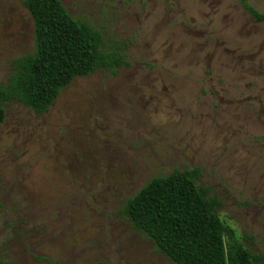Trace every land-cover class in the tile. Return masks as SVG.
Returning a JSON list of instances; mask_svg holds the SVG:
<instances>
[{
    "label": "rangeland",
    "instance_id": "obj_1",
    "mask_svg": "<svg viewBox=\"0 0 264 264\" xmlns=\"http://www.w3.org/2000/svg\"><path fill=\"white\" fill-rule=\"evenodd\" d=\"M25 0H0V82L35 51ZM126 55L79 77L41 116L0 123V259L8 264H173L126 201L199 169L228 245L264 256V0H61Z\"/></svg>",
    "mask_w": 264,
    "mask_h": 264
},
{
    "label": "trees",
    "instance_id": "obj_2",
    "mask_svg": "<svg viewBox=\"0 0 264 264\" xmlns=\"http://www.w3.org/2000/svg\"><path fill=\"white\" fill-rule=\"evenodd\" d=\"M24 6L34 23L35 51L14 60L0 82V123L6 105L19 104L41 116L75 79L128 66L121 50L106 46L101 30L73 17L61 0H25ZM245 6L264 23L263 15ZM200 173L174 170L153 178L126 201L125 216L173 264H264V256L245 245L226 243L222 203L200 184ZM0 264L8 263L0 259Z\"/></svg>",
    "mask_w": 264,
    "mask_h": 264
}]
</instances>
